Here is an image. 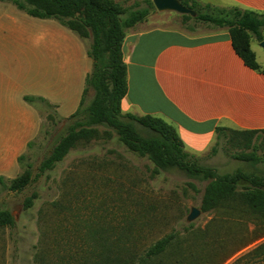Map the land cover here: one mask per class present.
I'll return each instance as SVG.
<instances>
[{
  "label": "rangeland",
  "instance_id": "rangeland-1",
  "mask_svg": "<svg viewBox=\"0 0 264 264\" xmlns=\"http://www.w3.org/2000/svg\"><path fill=\"white\" fill-rule=\"evenodd\" d=\"M124 1L128 6L144 5V0ZM135 26H170L196 33L211 28L155 7ZM85 41L89 46L91 36ZM93 97L94 91L89 89L82 110ZM38 110L39 133L26 147L19 167V173L27 171V185L18 188L8 178L0 183V264H104L106 254L114 258V264L159 260L161 264H185L184 249L194 251L193 259L187 261L197 254L198 264H212L219 263L239 242L264 232V221L260 226L247 215L239 222L231 220V211L222 204L202 208L205 187L213 180L200 174L205 173L204 168L188 172L159 167L148 155L127 149L114 128L87 123L90 119L85 114L80 120L82 115L63 118L45 103ZM69 136L73 141L65 154L59 160L47 158ZM240 151L218 138L202 155L190 154L217 175L264 173L263 148L255 153L256 162L241 160ZM192 207L200 213L187 221ZM164 241L168 243L160 244ZM263 244L264 234L223 264H232L244 252ZM152 248L160 250L149 257ZM253 259V264H264V253Z\"/></svg>",
  "mask_w": 264,
  "mask_h": 264
},
{
  "label": "crops",
  "instance_id": "crops-1",
  "mask_svg": "<svg viewBox=\"0 0 264 264\" xmlns=\"http://www.w3.org/2000/svg\"><path fill=\"white\" fill-rule=\"evenodd\" d=\"M197 1L264 12V0ZM135 27L121 46L128 83L123 113L161 118L197 156L216 144L218 127L264 131V71L244 64L226 28ZM87 46L56 19L0 0V177L19 174L18 158L40 130V102L25 96L43 98L63 118L79 107L92 68ZM250 48L264 70L261 41L252 37Z\"/></svg>",
  "mask_w": 264,
  "mask_h": 264
},
{
  "label": "trees",
  "instance_id": "trees-1",
  "mask_svg": "<svg viewBox=\"0 0 264 264\" xmlns=\"http://www.w3.org/2000/svg\"><path fill=\"white\" fill-rule=\"evenodd\" d=\"M14 4L18 9L39 18H53L66 26L80 38L85 40L91 36V43L87 46V53L92 60V68L86 76L82 100L77 110L68 119L85 114L90 119L87 123L105 125L114 128L125 147L141 155H148L159 166H174L192 172L204 168L205 178L213 180L205 187L202 208L208 210L217 204L226 206L231 213L228 217L234 221H242L244 216H250L260 226L264 221V173L261 175H246L242 171L217 175L199 163V159L184 150L183 142L175 128L161 118L145 115L122 114L120 103L128 89L127 68L122 57V42L126 31L133 28L138 22L145 19L154 9L151 0H144V5L138 3L125 5L124 0H1ZM183 5L195 11V15L182 14L186 19H194L207 23L211 28H226L230 34L235 52L248 67L264 71L257 63L254 52L250 48V40L255 37L263 40L264 12L243 10L236 7L224 8L210 4H202L197 0H179ZM89 89L94 91L91 103L82 110L83 99ZM31 104L45 103L43 98L25 96ZM51 108L52 106L48 104ZM79 117L78 120L82 119ZM78 121L83 125L84 122ZM86 133L90 130L85 129ZM255 137L254 141L253 138ZM261 137V141L258 140ZM223 138L229 144L241 149V160L256 162L259 159L255 153L258 149L264 150L263 130H230L224 127L217 128V139ZM263 139V143H262ZM30 141L27 148L33 143ZM73 138L63 139L51 156L59 160L69 148ZM247 156V158L244 157ZM24 153L19 156V165H22ZM49 160V161H50ZM52 160V161H53ZM203 166V167H202ZM194 174V173H193ZM215 176V177H214ZM257 176V177H256ZM4 180L0 177V183ZM18 188L28 183L27 171L19 173L12 179ZM226 210V209H225ZM1 218V216H0ZM228 218V219H229ZM236 218V219H234ZM260 222V223H259ZM254 234L246 241H241L230 253L223 257L219 263L223 264L234 252L245 248L256 238L262 236ZM163 241V240H162ZM168 243L167 241L161 242ZM163 244L162 246H164ZM160 248V247H159ZM164 249V247L160 248ZM150 249L149 257L156 256L159 250ZM110 250V249H108ZM185 264H198L199 257L187 261L194 256V251H186ZM206 252L215 251L207 249ZM264 253L262 247H253L242 254L232 264H253L257 257ZM213 254V253H212ZM109 254L103 257L104 264H114ZM244 256V257H243ZM250 257V259H248ZM252 258V259H251ZM179 262V261H177ZM161 264L160 260L154 264ZM202 264H208L202 262Z\"/></svg>",
  "mask_w": 264,
  "mask_h": 264
},
{
  "label": "water",
  "instance_id": "water-1",
  "mask_svg": "<svg viewBox=\"0 0 264 264\" xmlns=\"http://www.w3.org/2000/svg\"><path fill=\"white\" fill-rule=\"evenodd\" d=\"M155 8L158 11H175L180 14H189L194 16L195 11L183 5L179 0H152ZM261 46L264 47V41H261ZM200 213L196 207H192L187 216V221L194 220Z\"/></svg>",
  "mask_w": 264,
  "mask_h": 264
}]
</instances>
